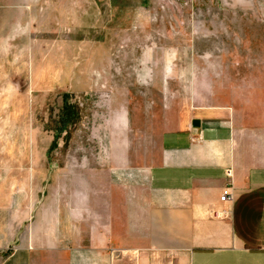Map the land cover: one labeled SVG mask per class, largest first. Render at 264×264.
Returning a JSON list of instances; mask_svg holds the SVG:
<instances>
[{"label": "rangeland", "instance_id": "1", "mask_svg": "<svg viewBox=\"0 0 264 264\" xmlns=\"http://www.w3.org/2000/svg\"><path fill=\"white\" fill-rule=\"evenodd\" d=\"M220 92L264 112V0H0V252L66 175L126 140L152 161L173 107ZM65 96L80 117L57 138Z\"/></svg>", "mask_w": 264, "mask_h": 264}, {"label": "crops", "instance_id": "2", "mask_svg": "<svg viewBox=\"0 0 264 264\" xmlns=\"http://www.w3.org/2000/svg\"><path fill=\"white\" fill-rule=\"evenodd\" d=\"M236 101L173 107L152 161L126 140L116 161L66 175L60 206L23 218L0 264H264V112Z\"/></svg>", "mask_w": 264, "mask_h": 264}, {"label": "trees", "instance_id": "3", "mask_svg": "<svg viewBox=\"0 0 264 264\" xmlns=\"http://www.w3.org/2000/svg\"><path fill=\"white\" fill-rule=\"evenodd\" d=\"M64 99H65L64 105L58 121L59 127L55 131L57 138L60 137L63 132L68 133L69 127H71L73 124L79 121V117H80L78 106L75 104L74 105L70 104L67 97Z\"/></svg>", "mask_w": 264, "mask_h": 264}, {"label": "built area", "instance_id": "4", "mask_svg": "<svg viewBox=\"0 0 264 264\" xmlns=\"http://www.w3.org/2000/svg\"><path fill=\"white\" fill-rule=\"evenodd\" d=\"M226 175L227 177L230 178L232 176L231 170H228L226 172ZM233 199H234V196H233L232 187L231 185H226L221 191L220 202L221 203H231Z\"/></svg>", "mask_w": 264, "mask_h": 264}]
</instances>
